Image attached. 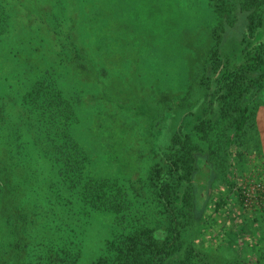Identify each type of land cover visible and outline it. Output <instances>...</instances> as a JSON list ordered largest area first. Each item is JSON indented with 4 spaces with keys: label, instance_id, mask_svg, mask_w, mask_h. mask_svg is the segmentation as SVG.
Instances as JSON below:
<instances>
[{
    "label": "rangeland",
    "instance_id": "obj_1",
    "mask_svg": "<svg viewBox=\"0 0 264 264\" xmlns=\"http://www.w3.org/2000/svg\"><path fill=\"white\" fill-rule=\"evenodd\" d=\"M94 1L75 0L80 20L84 6ZM98 1L101 7L98 10V79L106 87L107 95L100 96L98 101V146L88 155L96 165L90 171L100 181L118 182L128 188L122 199L129 203L130 216L136 209L146 217L153 216L155 205L150 204V189L143 187V181L148 169L158 161L161 146L182 119L189 147L195 149V159L206 164L197 168L205 175L200 173L198 177L208 176L205 180L208 183L211 172L214 173L205 191L192 189L194 217L209 198L215 200L218 193L227 197L234 213L239 215L237 221H242L251 234L246 239L257 242L245 264H264V237L259 238L257 234L264 226V89L257 96L242 132L231 140L232 169L237 184L233 193L224 183L225 178H230L224 142L232 136L227 132L231 131L232 123L229 111L237 102L230 97L218 99L204 116L207 109L204 100H200L201 91L207 90L206 63L211 60L212 71L217 72L216 62L211 58L215 57V51L229 50L240 40L244 20L233 11L236 17H231L232 12L227 22L218 23L214 8L229 9L225 0ZM94 27L89 22L80 23L78 34L83 47H89L90 42L83 34L88 35ZM10 78L9 69L5 71L0 64V160L9 158L10 147L5 143L14 140L12 131L3 128L4 120L17 114L18 102L24 95V89L17 90ZM81 84L83 87L84 83ZM99 89L100 86L98 94ZM119 101L126 105L125 110L115 105ZM202 115V123H195ZM20 140H23L21 136L16 137L15 142ZM23 142L27 143L26 140L20 143ZM95 149L98 153H94ZM27 152L35 168H41L45 175L49 173L46 159L41 157L36 162V146L28 145ZM241 190L247 198V205L243 203L246 206L239 205L237 199ZM5 204L6 200L1 197L0 264H59L58 261L91 264L108 241L122 232L109 215L88 212L81 205L73 207L71 212L63 209L54 215L48 213L46 218L23 211L20 226L10 225L11 216L8 214V220L3 217L7 216ZM210 210H203L197 223L192 222L181 232V256L169 264H239L225 252L224 237L217 233L223 218L218 213L208 218ZM227 226L224 222L223 228ZM201 227L205 229L200 234ZM11 230L22 234L17 251L12 244L17 236ZM56 247L68 248L69 257L65 253L59 258L54 254Z\"/></svg>",
    "mask_w": 264,
    "mask_h": 264
},
{
    "label": "trees",
    "instance_id": "obj_2",
    "mask_svg": "<svg viewBox=\"0 0 264 264\" xmlns=\"http://www.w3.org/2000/svg\"><path fill=\"white\" fill-rule=\"evenodd\" d=\"M225 1L231 10L216 6L218 23L227 22L234 11L244 20L243 35L229 50L215 51L211 59L216 62L217 72L212 71L211 60L206 63L207 90L201 91L200 100H204L207 109L204 116L218 99L230 97L237 102L229 111L232 123L227 132L232 136L224 142L230 169V178H225L224 183L233 193L237 184L231 140L242 132L257 96L264 89V0ZM98 10V0L86 4L80 20L75 0H0V64L5 71L9 69L10 83L17 90L24 89L17 114L3 124V128L12 131L14 139L5 143L10 147L9 158L0 160V199L6 200L7 207V216L3 217L8 220L9 214L10 225L20 226L23 211L46 218L48 213L54 215L63 209L71 212L81 205L88 212L109 215L115 226L122 228L91 264H169L181 256V232L192 222L195 225L200 213L209 208L208 218L217 213L223 218L217 233L224 237L225 252L239 264H245L257 242L246 239L251 234L242 221H237L239 215L234 213L227 197L218 193L215 200L209 198L206 202L202 198L205 202L194 217L192 189L205 191L214 173L211 172L208 183V176L198 177L201 171L197 168L206 164L195 159V149L189 147L182 119L161 146L158 161L148 169L143 181V187L150 189V204L155 205L153 216L146 217L138 209L130 216L129 203L122 199L128 188L118 182L100 181L90 171L96 165L88 155L98 146V101L100 96L107 95L106 87L98 79ZM82 21L95 26L88 35L83 34L90 41L89 47L82 46L78 34ZM3 77L6 79L5 74ZM115 105L125 110L124 103L119 101ZM203 115L194 122L202 123ZM19 136L27 143L15 142ZM28 145L36 146V162L41 157L48 161L49 173L45 175L41 168H35ZM237 199L239 205L247 201L243 190ZM224 222L228 224L225 228ZM202 228L205 229L201 227L200 234ZM11 233L17 236L12 241L17 251L22 234L18 230ZM257 234L264 237V226ZM65 253L69 257L66 247L54 250L59 258Z\"/></svg>",
    "mask_w": 264,
    "mask_h": 264
}]
</instances>
